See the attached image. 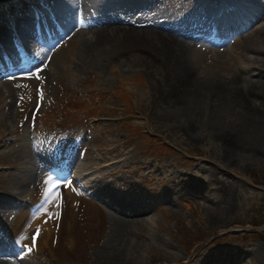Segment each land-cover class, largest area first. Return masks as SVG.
<instances>
[{"label": "rangeland", "instance_id": "374dc122", "mask_svg": "<svg viewBox=\"0 0 264 264\" xmlns=\"http://www.w3.org/2000/svg\"><path fill=\"white\" fill-rule=\"evenodd\" d=\"M52 1L0 0V19L16 27L13 15L17 7L31 13L33 8L40 11L35 5L43 7L42 3L50 5ZM199 1L91 0L94 9L89 12L90 26L85 31L98 27L101 10L116 14L112 24L122 27L130 26L120 24L126 19L136 29L152 27L147 24L150 20L163 22L161 31L168 37L176 36L168 26L177 24L192 35L197 74L229 83L241 76V84L251 80L261 87L264 62L246 63L243 41L262 28L260 40L264 42V0H212L206 4L213 13L238 4L225 27L234 22L245 28L242 35L234 34L222 45L208 40L206 31L199 34L200 29L192 23L203 9ZM11 34L13 42L0 46V59L12 57L11 51L17 49L19 33L15 31L16 41ZM63 43L45 51L31 39L28 58L40 57L45 51L56 59L47 63L46 75L25 80L15 86L18 89L13 87L15 100L9 102L8 98L11 109L0 107V237L7 232L9 240L18 212H24L21 209L30 202L35 203L31 206L37 212L21 222V239L31 241L37 236L44 243L41 221L52 233L42 252L38 248L28 257L19 251L5 256L20 264H108L100 252L112 236L109 216L114 215L120 219L143 216L145 220L133 228L125 224L124 231L139 242L125 252L132 264L133 258L137 264H264V147L253 149L246 144L240 150L229 141L231 133L211 127L210 116L193 119L184 106H175L184 103V97L194 89L180 84L163 51L129 45L97 65L83 59V51L97 53L83 47V39L67 36ZM260 48L262 52H248V58L263 57V43ZM80 97L87 101L98 98L100 104L75 114L70 108L69 113L60 112V105ZM252 98L261 100L262 95ZM35 107L40 109L31 122ZM88 113L96 118H89ZM65 114L69 118H64ZM8 116L13 119L12 126ZM61 121L65 125H60ZM33 149L44 153L51 170L63 169L66 164L67 181L75 185L71 193L59 187L42 195L48 178L53 182L57 174L44 167V176L30 179L37 166ZM229 156L234 164L225 168ZM74 178L77 182H72ZM223 182L231 188L230 202ZM28 188L34 189L32 196L23 194ZM207 209L217 210L218 217L210 218ZM244 233L247 236H232ZM13 248L17 246L10 242L3 251Z\"/></svg>", "mask_w": 264, "mask_h": 264}, {"label": "bare ground", "instance_id": "6f19581e", "mask_svg": "<svg viewBox=\"0 0 264 264\" xmlns=\"http://www.w3.org/2000/svg\"><path fill=\"white\" fill-rule=\"evenodd\" d=\"M55 2L51 6V10L53 15H64L63 12H69L67 14L69 16V26L68 24L65 26V30L69 29V35L72 36L75 40L83 39L84 46L93 50L97 53L94 55H90L89 53H85L83 51V59L86 62H90L92 64L101 65L107 62L108 59L112 58L115 53H118L122 50H126L128 46L132 47L140 45L151 46L152 48H156L159 52L166 56L165 59L169 62L171 66H173L177 75L180 77V84L192 86L194 92L189 96L184 97L186 101H182L179 105L174 104L175 106H184L186 109V113H189L194 118H199L203 115L210 116L209 123L213 129H216L220 133H231L229 141L233 142V145H238V149H244L246 144L249 147L255 149L259 148L258 146L264 147V83L259 87L256 83L251 80H245L241 84L243 80L241 76L236 77L231 83L225 82L224 80L218 78H212L211 80H206L199 73L197 74L196 68L194 66L192 55L195 51L193 47V43H191L192 35L186 30H182L180 25L174 24L172 26H168L167 29L171 31L176 36H169L164 34L161 29L165 27L163 22H148L147 24L152 25L147 29H139L135 27H131L132 23L126 20H121V23H128L129 27H122L119 24L113 25V20L116 19L115 15H110V13L102 12L99 15L100 21L98 23V27L94 29L86 30L89 25V12L92 10L93 6L90 5L91 0H54ZM104 1V0H102ZM212 2V0H209ZM205 1L202 0L201 3ZM103 4V2L101 3ZM106 7V5H104ZM20 7H17L19 10ZM94 9V8H93ZM68 10V11H67ZM107 10V9H105ZM19 13V12H18ZM263 13V12H262ZM23 16L17 22V27H20V33L23 37L28 38L27 33H31L26 26V23H29L30 17L26 14V12L22 13ZM66 15V19H67ZM161 17V16H160ZM205 18L204 19V27L208 26L209 20L204 17V15L200 12V15L197 18ZM51 18V17H50ZM153 19H157V17H152ZM17 19V17H16ZM15 19V21H16ZM53 20V18H51ZM81 20L82 24L78 26V21ZM112 20V21H111ZM29 21V22H28ZM49 21V22H48ZM102 21V22H101ZM106 25H102L103 23ZM197 23L200 24V20L197 19ZM45 24L51 23V21L45 17ZM102 23V24H101ZM109 25V26H108ZM241 28V25L234 24V29L232 24L227 26L226 33L227 36L234 35L233 33L238 31ZM263 29L258 28L253 31L252 34L249 35L247 39L243 41V50L245 54V62L251 63L252 65H260V62H264V56L254 58H248V52H262V48H260V44L264 42L262 39ZM184 35V36H182ZM182 36V37H179ZM88 39H85V38ZM188 37V38H187ZM191 38V39H189ZM85 39V40H84ZM0 41L2 43H7L10 45L12 43V35L9 31V26L7 23H4V20L0 19ZM40 57L42 62L41 66L38 67L40 72L37 75H44L47 70V63H52L56 59V55H50L49 52L40 53ZM16 68L12 67L11 64L7 65V68L0 67L3 71L1 74H6V72L15 73L22 72L24 70L25 65L21 66L18 61H15ZM31 64V63H30ZM264 66V63H263ZM23 67V68H22ZM258 67V66H257ZM46 75V74H45ZM29 75L4 78L0 76V107L5 111L11 109L12 98L14 97V88H19L15 86H21V83L27 80ZM242 79V80H241ZM210 81V82H209ZM240 86L241 88H238ZM14 87V88H13ZM261 89V90H260ZM259 96L262 95V99L255 100L252 98L253 95ZM15 100V97L13 101ZM10 105V106H9ZM35 109L31 112V117L35 114ZM9 115V114H8ZM236 117L239 119L236 120ZM229 118H233L229 122ZM8 124L12 126V117H7L6 119ZM198 123V121L196 122ZM10 129V127H9ZM5 135L8 134V130H6ZM245 143V144H244ZM230 144V143H229ZM235 148V147H234ZM233 148V149H234ZM32 157L35 161L36 169L30 172V179L33 180L38 176H44L45 171L43 168L45 157L40 150L34 149L31 151ZM30 154V155H31ZM29 162V161H28ZM234 164V160L232 156L226 157V162H224L223 167L230 168ZM62 173V172H60ZM82 176V172H81ZM53 182H49L42 191V195H46L50 192V189H54V185L58 184L59 186H64V189L71 193L74 184L68 183L66 181L65 174L62 173L55 177ZM82 179H86L81 177ZM77 182V179H72ZM223 188L225 190V195L227 194L226 199L227 202H230L229 198L231 196V188L223 182ZM223 192V190H221ZM20 193V192H18ZM35 193L34 189H25L23 190V194L26 196H32ZM65 193V192H64ZM20 195V194H19ZM19 198V197H18ZM39 198V196H38ZM37 199V198H36ZM23 200V199H22ZM39 201V199H37ZM35 205L34 202H30L27 204V207L23 210L24 212H18L17 218L12 224L11 236L15 238V241L20 239L21 241L25 240V244L23 247L32 245L33 247H38L42 251H44L45 247L43 244L48 245L51 237V228L48 227L45 221H41V226H43L45 238L44 243L42 241L34 242L26 241V239H21V235L23 234V228L21 227V222L30 219L37 211L33 210L31 205ZM115 207V206H114ZM116 208V207H115ZM117 209V208H116ZM114 209L113 211H116ZM123 211V210H122ZM114 213V212H113ZM219 212L213 209H207V215L212 219L218 217ZM221 214V213H220ZM116 215V214H115ZM138 213H136V216ZM109 216V215H108ZM216 216V217H215ZM222 216V215H220ZM112 220V236L108 237V242L105 244V248H102V252L100 255L105 258L108 264H132V262H127V254H125L127 249L133 248L136 245H139V242L136 240H132L127 231H124L125 224L131 225L132 228L134 225L143 223L142 217H132L131 219H120L109 216ZM54 232V229L52 230ZM27 248V247H25ZM36 249V248H35ZM25 251V249H24ZM133 258V257H132ZM126 260V261H125ZM134 260V264L137 262ZM15 261V262H14ZM11 260L7 258L0 257V264H20L17 260ZM131 261V260H129Z\"/></svg>", "mask_w": 264, "mask_h": 264}, {"label": "snow or ice", "instance_id": "6c2138e0", "mask_svg": "<svg viewBox=\"0 0 264 264\" xmlns=\"http://www.w3.org/2000/svg\"><path fill=\"white\" fill-rule=\"evenodd\" d=\"M51 181H52V177H49L48 182H51ZM58 188H59L58 184L54 185V189H58ZM54 189H50L49 191H53ZM28 250L31 251V247H29Z\"/></svg>", "mask_w": 264, "mask_h": 264}]
</instances>
